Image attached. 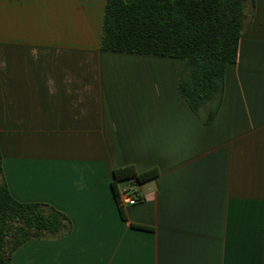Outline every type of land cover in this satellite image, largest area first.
Returning a JSON list of instances; mask_svg holds the SVG:
<instances>
[{"label": "crops", "instance_id": "crops-1", "mask_svg": "<svg viewBox=\"0 0 264 264\" xmlns=\"http://www.w3.org/2000/svg\"><path fill=\"white\" fill-rule=\"evenodd\" d=\"M105 1L0 0L3 177L71 222L11 264H264V0L209 124L178 91L185 59L101 50ZM126 166L158 175L123 218Z\"/></svg>", "mask_w": 264, "mask_h": 264}, {"label": "trees", "instance_id": "trees-1", "mask_svg": "<svg viewBox=\"0 0 264 264\" xmlns=\"http://www.w3.org/2000/svg\"><path fill=\"white\" fill-rule=\"evenodd\" d=\"M250 6L254 0H106L100 48L185 59L178 91L209 124L222 104L226 68L237 59ZM113 174L119 203L118 183L140 184L156 177L158 170L137 173L126 166ZM119 209L125 218L121 205ZM70 231V219L60 210L12 197L0 151V264H11L14 252L30 240L59 238Z\"/></svg>", "mask_w": 264, "mask_h": 264}, {"label": "built area", "instance_id": "built-area-1", "mask_svg": "<svg viewBox=\"0 0 264 264\" xmlns=\"http://www.w3.org/2000/svg\"><path fill=\"white\" fill-rule=\"evenodd\" d=\"M140 201L139 184L132 180L127 187L119 194V204L121 206L126 204H136Z\"/></svg>", "mask_w": 264, "mask_h": 264}]
</instances>
